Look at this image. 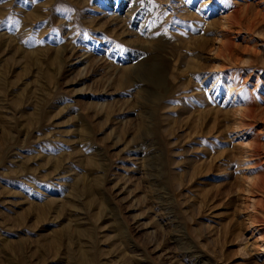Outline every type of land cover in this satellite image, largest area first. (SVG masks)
<instances>
[{"label":"rangeland","instance_id":"rangeland-1","mask_svg":"<svg viewBox=\"0 0 264 264\" xmlns=\"http://www.w3.org/2000/svg\"><path fill=\"white\" fill-rule=\"evenodd\" d=\"M0 264H264V0H0Z\"/></svg>","mask_w":264,"mask_h":264}]
</instances>
